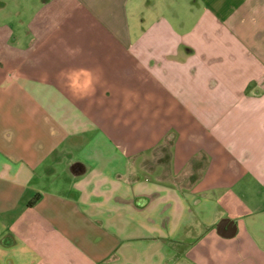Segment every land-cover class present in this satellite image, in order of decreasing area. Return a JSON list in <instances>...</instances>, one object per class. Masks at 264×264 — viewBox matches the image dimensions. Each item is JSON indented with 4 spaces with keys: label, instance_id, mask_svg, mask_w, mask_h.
Listing matches in <instances>:
<instances>
[{
    "label": "crops",
    "instance_id": "crops-1",
    "mask_svg": "<svg viewBox=\"0 0 264 264\" xmlns=\"http://www.w3.org/2000/svg\"><path fill=\"white\" fill-rule=\"evenodd\" d=\"M23 1L0 0V264H214L204 240L224 217L240 234L229 259L264 264V0ZM54 5L78 53L51 68L34 59L33 25ZM106 54L116 64L100 76ZM138 72L200 130L174 170L106 121L101 87L133 95ZM200 150L214 159L202 182L168 179ZM241 181L237 208L220 211L209 192Z\"/></svg>",
    "mask_w": 264,
    "mask_h": 264
},
{
    "label": "rangeland",
    "instance_id": "rangeland-1",
    "mask_svg": "<svg viewBox=\"0 0 264 264\" xmlns=\"http://www.w3.org/2000/svg\"><path fill=\"white\" fill-rule=\"evenodd\" d=\"M25 1H28L27 5H31L35 0H24L23 2ZM62 13L63 15H61ZM69 14L68 8L64 10L62 7L59 10L54 5L49 11H44L41 15L48 22L33 25L34 32L39 35L41 43L39 48L42 50V53L34 57L36 62L43 61L46 66H51V68L60 67L64 66L78 53V49L71 47L69 42L62 37L64 34L75 37L65 26L68 23ZM61 16L66 18L63 19L64 17ZM59 20H61L60 26L57 25ZM17 29L19 33L17 44L20 47L28 46L24 41L22 30ZM9 41L7 32L0 29V52H4L0 55H3L4 61L6 59L8 62L10 60V50L4 51V47ZM110 56L106 54L103 63L97 62L102 66V68L99 67L96 70L100 73V76L110 72L116 64L113 65ZM128 75L132 77L133 73ZM136 76H139L137 77L138 82L140 80L143 83H141V87L133 89L135 90L133 95H126L127 91L125 89L122 90L123 92L116 93L111 87V82L101 87L103 91H105L104 89L108 90L106 95L102 94V97L106 96V103L105 101L101 103L105 105L106 121L110 123L111 131H114L117 136L120 135L119 139H121L123 146L126 148L130 144L133 148L138 147L140 144L144 146V141L147 139V150L150 157L148 162L152 163L153 166H159L157 164L162 163L160 166L166 168L167 171L174 170L177 168L174 160L177 147L181 146L185 138H194L191 132L196 133L199 128L191 123V120L185 116L177 102L167 95L164 90L160 89L158 85H155L149 76L145 73L139 74V72L136 73ZM100 79L101 83L105 81L102 77ZM124 86L127 87V85ZM151 91H154L155 94ZM102 97L101 100L103 101L104 98ZM102 111L103 109L101 113ZM149 124L153 125L152 128ZM139 140H142V142H139ZM188 160L185 163L182 161L185 166L181 170L180 176L168 178L170 181L176 179L182 184L183 189H187L189 186L195 187L202 182L204 176L211 171V164L214 159L208 152L200 150L189 155ZM209 176L214 177V173L210 172ZM246 189H248L247 185L244 181H241L234 184L229 190L217 188L212 192L210 191L209 197L215 199L217 202L216 207L220 211L227 210V213H233ZM211 193L213 196H211ZM206 233L207 237L204 242L209 247L210 257L215 261L214 264H237L233 258L229 259L228 254H231L232 244L237 242L240 234L226 239V237L218 234L216 226L210 227Z\"/></svg>",
    "mask_w": 264,
    "mask_h": 264
},
{
    "label": "water",
    "instance_id": "water-1",
    "mask_svg": "<svg viewBox=\"0 0 264 264\" xmlns=\"http://www.w3.org/2000/svg\"><path fill=\"white\" fill-rule=\"evenodd\" d=\"M217 231L226 238L234 237L237 234V225L233 220L224 217L218 222Z\"/></svg>",
    "mask_w": 264,
    "mask_h": 264
},
{
    "label": "trees",
    "instance_id": "trees-1",
    "mask_svg": "<svg viewBox=\"0 0 264 264\" xmlns=\"http://www.w3.org/2000/svg\"><path fill=\"white\" fill-rule=\"evenodd\" d=\"M22 69H23V70H26V71H25L26 73H28V74H30V75L32 74V72L29 71V70H27V69H25L24 66L22 67ZM39 196H40V195L38 194V195L35 197V199H33L32 202H31V201H30V202H31V203H34L37 199H39Z\"/></svg>",
    "mask_w": 264,
    "mask_h": 264
}]
</instances>
